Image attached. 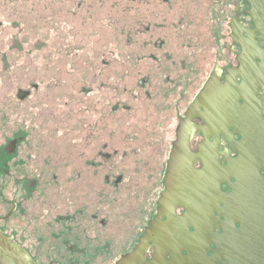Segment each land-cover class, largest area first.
<instances>
[{"label": "flooded vegetation", "instance_id": "af4514ba", "mask_svg": "<svg viewBox=\"0 0 264 264\" xmlns=\"http://www.w3.org/2000/svg\"><path fill=\"white\" fill-rule=\"evenodd\" d=\"M201 4L209 11L199 13ZM110 5L115 33L125 34L121 64L145 73L142 106L132 116L127 98L119 111L117 87L104 98L83 80L67 123L73 138L54 144L45 123L0 131V264H225L230 243L220 236L241 228L231 185L241 182L243 215L264 194V40L251 5ZM155 72L166 79L150 87ZM138 112L148 126L127 138ZM142 133L170 138L148 148ZM244 230L245 243L260 242V230Z\"/></svg>", "mask_w": 264, "mask_h": 264}, {"label": "rangeland", "instance_id": "374dc122", "mask_svg": "<svg viewBox=\"0 0 264 264\" xmlns=\"http://www.w3.org/2000/svg\"><path fill=\"white\" fill-rule=\"evenodd\" d=\"M76 2L0 0L2 133L5 131L8 135L16 122L31 129L36 126L40 129L45 123L53 125L54 144L73 138V133L67 134L75 121L71 118L75 116L70 113L77 102H73L72 96L79 95V81L83 80L90 82L85 88L90 89L92 95L100 84L104 98L117 87L119 111H125L124 99L127 98L132 106V116L142 106L138 81L145 73L134 72V67L121 64L125 56L120 55L117 38L125 37V34L114 31L111 19L115 12L110 0L101 3L88 0L82 6ZM203 5H198L199 13L207 12ZM157 73L155 79H148L150 87L154 81L166 79ZM19 92L27 99L22 96L20 99L23 100H20ZM138 116L140 122H136V117L128 119L127 138L135 139L137 133L148 126L146 115L143 117V113L138 112ZM151 117L154 116L149 119ZM156 128L161 132V128ZM144 135L142 133L139 138H148L147 143L151 144L148 148L162 143L163 139L167 143L170 138L160 133Z\"/></svg>", "mask_w": 264, "mask_h": 264}, {"label": "water", "instance_id": "95a60500", "mask_svg": "<svg viewBox=\"0 0 264 264\" xmlns=\"http://www.w3.org/2000/svg\"><path fill=\"white\" fill-rule=\"evenodd\" d=\"M247 1L251 5L250 14L254 19L257 30L261 33L262 40H264V0ZM206 11H209L208 7H206ZM257 181L261 193H264V177L258 174ZM231 187L235 194L230 196V213L232 215L230 216L234 218L235 223L241 224V228L237 229L235 225L231 224L225 230V234L220 236V242L224 243V247L227 246V242L230 243L229 253L226 255L227 262L225 264H264V194L260 195L255 201V211L243 215L238 203V192L241 189V182L235 184V186L231 185ZM233 196L234 198H232ZM244 227L251 231L255 230L257 233L260 230V242L256 237L255 242L252 238L249 243H245L242 239L245 233ZM224 247H221L222 250H224Z\"/></svg>", "mask_w": 264, "mask_h": 264}]
</instances>
